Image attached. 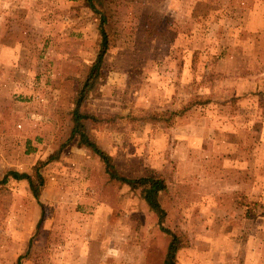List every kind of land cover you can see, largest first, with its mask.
<instances>
[{"label":"rangeland","instance_id":"374dc122","mask_svg":"<svg viewBox=\"0 0 264 264\" xmlns=\"http://www.w3.org/2000/svg\"><path fill=\"white\" fill-rule=\"evenodd\" d=\"M99 9L109 48L87 108L124 117L92 133L123 175L166 179L176 264H264V0ZM100 41L86 0H0V179L68 143L42 170V204L26 179L0 183V264L164 263L156 213L70 139Z\"/></svg>","mask_w":264,"mask_h":264},{"label":"trees","instance_id":"16d2710c","mask_svg":"<svg viewBox=\"0 0 264 264\" xmlns=\"http://www.w3.org/2000/svg\"><path fill=\"white\" fill-rule=\"evenodd\" d=\"M86 1L91 9L100 15L101 41L95 63L91 67L85 80L80 82L76 87V93L73 98L74 107L71 112L73 128L70 139L78 135L82 144L91 148L95 154L100 156V158L105 163L106 172L112 179L118 180L120 183L128 184L132 189L140 192V196L148 203L150 210L156 213L158 216L161 229L171 236V241L169 243L163 264H176L177 254L183 246V239L180 234L172 231L168 226L165 225L167 213L161 203V193L168 188L166 179L162 175L153 171H148L145 174L137 177L123 175L117 170L112 156L97 141L96 137L92 133L94 126L101 125L103 123L117 124L118 120L124 117V115H104L87 108L89 100L95 95L98 87L101 84V70L104 57L109 48V36L106 29V15L99 9V6L103 5L104 0ZM67 144L68 143H63L58 149L57 153L48 156L47 159L38 161V163L33 167L32 173L9 171L3 179H0V183L4 184L8 182L9 176H12L16 179H26L33 195L41 203V189L45 184V177L42 170L48 162L59 159L62 149ZM42 219L43 214L38 225L41 224ZM24 257L25 255H21L19 257V261H21V259Z\"/></svg>","mask_w":264,"mask_h":264}]
</instances>
